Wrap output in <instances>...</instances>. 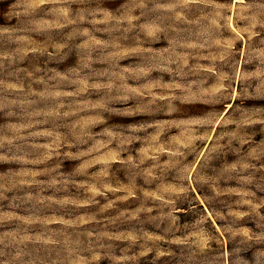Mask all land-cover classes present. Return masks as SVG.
Listing matches in <instances>:
<instances>
[{
	"label": "rangeland",
	"instance_id": "374dc122",
	"mask_svg": "<svg viewBox=\"0 0 264 264\" xmlns=\"http://www.w3.org/2000/svg\"><path fill=\"white\" fill-rule=\"evenodd\" d=\"M0 264H264V0H0Z\"/></svg>",
	"mask_w": 264,
	"mask_h": 264
}]
</instances>
